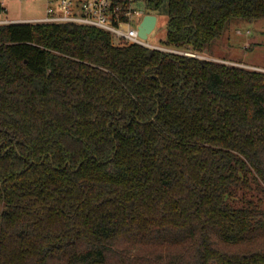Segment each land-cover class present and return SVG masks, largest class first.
<instances>
[{
	"label": "trees",
	"instance_id": "trees-1",
	"mask_svg": "<svg viewBox=\"0 0 264 264\" xmlns=\"http://www.w3.org/2000/svg\"><path fill=\"white\" fill-rule=\"evenodd\" d=\"M145 1L175 48L264 18V0ZM263 202L264 70L0 23V264H264Z\"/></svg>",
	"mask_w": 264,
	"mask_h": 264
},
{
	"label": "built area",
	"instance_id": "built-area-1",
	"mask_svg": "<svg viewBox=\"0 0 264 264\" xmlns=\"http://www.w3.org/2000/svg\"><path fill=\"white\" fill-rule=\"evenodd\" d=\"M143 3L144 9L138 8ZM6 11V8H3ZM149 13L145 0H46L45 14L39 18L23 19L21 22L75 23L94 26L107 31L116 45L139 43L149 48L181 53L188 56L209 59L192 47L175 48L154 45L138 34V25L144 14ZM15 22L12 19L0 18V23ZM155 31V30H154ZM240 33V30H236ZM214 60L237 64L248 68L264 70L245 62L225 58Z\"/></svg>",
	"mask_w": 264,
	"mask_h": 264
},
{
	"label": "rangeland",
	"instance_id": "rangeland-1",
	"mask_svg": "<svg viewBox=\"0 0 264 264\" xmlns=\"http://www.w3.org/2000/svg\"><path fill=\"white\" fill-rule=\"evenodd\" d=\"M46 0H0V18L8 19H33L39 18L45 14ZM139 9H144L143 3H138ZM6 8V11L3 9ZM158 16L155 31L149 34L146 41L154 45L164 46L167 37V11L166 6L162 5L156 12ZM240 30L238 33L236 30ZM224 32L227 33L230 43L216 42L210 54L213 56L241 61L246 64H251L256 67L264 69V18L246 19L238 18L237 21L230 20ZM226 41V38L223 39ZM221 41V39L219 40ZM201 54L213 59L212 55L206 53L204 50ZM261 195L254 193V196ZM264 206V202L262 204Z\"/></svg>",
	"mask_w": 264,
	"mask_h": 264
},
{
	"label": "water",
	"instance_id": "water-1",
	"mask_svg": "<svg viewBox=\"0 0 264 264\" xmlns=\"http://www.w3.org/2000/svg\"><path fill=\"white\" fill-rule=\"evenodd\" d=\"M157 20L158 16L154 12L144 14L138 25L139 36L146 39L149 34L153 33L157 24Z\"/></svg>",
	"mask_w": 264,
	"mask_h": 264
},
{
	"label": "crops",
	"instance_id": "crops-1",
	"mask_svg": "<svg viewBox=\"0 0 264 264\" xmlns=\"http://www.w3.org/2000/svg\"><path fill=\"white\" fill-rule=\"evenodd\" d=\"M12 20L15 21V22H21V20H23V19H18V20H16V19H12ZM232 20H233V21H237L238 18H233ZM225 38H226V41L223 40V39H225ZM220 39H221V41H219ZM216 42H218V43L220 42V44H221V43L228 42V43L230 44L228 47L231 48V47H232L231 45H233V42H234V41H232V42L230 43V40H229V37H228L227 33L224 32L223 35H222L221 37L212 40V42H211V44H210V49H208V50H204V51H205L206 53L210 54L209 52H211V48H212V46H213ZM216 44H217V43H216ZM221 46H224V45L221 44ZM210 55L213 56V53L210 54ZM213 57H215V58H220V57H216V56H213Z\"/></svg>",
	"mask_w": 264,
	"mask_h": 264
}]
</instances>
